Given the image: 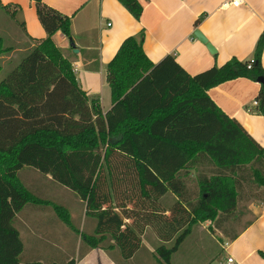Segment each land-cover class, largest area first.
Instances as JSON below:
<instances>
[{
    "label": "trees",
    "instance_id": "1",
    "mask_svg": "<svg viewBox=\"0 0 264 264\" xmlns=\"http://www.w3.org/2000/svg\"><path fill=\"white\" fill-rule=\"evenodd\" d=\"M32 2L42 39L30 38L15 18L16 5L0 0V13L15 25L6 22L21 30L13 28L16 47L0 32V72L9 67L0 78V264H75L95 248L114 264H130L143 249L146 228L161 241L152 259L170 264L194 222L223 221L237 209L242 166L263 189L264 204V149L207 94L228 80L264 76V29L251 59L231 57L194 75L169 54L152 63L143 32L126 37L106 65L112 105L102 114L52 41L56 31L71 38L70 17ZM118 2L140 18L139 0ZM93 59L96 65V53ZM256 102L264 115L261 85ZM199 168L194 199L189 176ZM59 187L85 204L84 217L76 216L81 228L66 203L50 200ZM167 194L174 199L166 209ZM66 238L71 248L64 252ZM26 245L58 253L28 260Z\"/></svg>",
    "mask_w": 264,
    "mask_h": 264
},
{
    "label": "crops",
    "instance_id": "2",
    "mask_svg": "<svg viewBox=\"0 0 264 264\" xmlns=\"http://www.w3.org/2000/svg\"><path fill=\"white\" fill-rule=\"evenodd\" d=\"M42 1L70 17L71 39L77 52L60 31L52 35V41L70 60L78 85L102 114L112 105L106 65L126 37L143 32L142 49L152 63L169 54L188 74L194 75L220 66L231 57L251 59L264 29V0H241L236 6L228 4L229 0H139L142 13L138 20L118 0ZM1 3L16 5L15 18L24 24L30 38L45 37L32 0H1ZM196 30L212 45L214 53L195 37ZM93 53L97 54L96 65ZM260 62L264 68V48ZM259 88L258 82L239 77L209 88L207 94L264 149V115L255 110L254 104ZM255 210L242 228L220 243L223 260L230 255L235 260L233 264H264L258 253L264 252V204ZM218 230L227 235L222 226ZM76 264L114 263L105 251L96 248Z\"/></svg>",
    "mask_w": 264,
    "mask_h": 264
},
{
    "label": "rangeland",
    "instance_id": "3",
    "mask_svg": "<svg viewBox=\"0 0 264 264\" xmlns=\"http://www.w3.org/2000/svg\"><path fill=\"white\" fill-rule=\"evenodd\" d=\"M6 20H8L6 14L0 13V32H4L5 35L8 37V39L11 41V43H13L14 46L16 47L18 46L19 37L17 36V34H15V32H13V28L14 30L17 31H21V30L17 26L16 27L12 26L13 23L10 20H8V22H11L12 24L6 22ZM17 50H18L17 48L13 50L14 56L16 55L15 53L17 52ZM8 56H12V52ZM8 56H5V58ZM18 56H20V54H18ZM7 68L9 67L5 66L3 70L0 72V78L3 76ZM201 171L204 170L202 168H199V170H194L190 172L189 177L191 181L189 182V185H190V189L192 191H195L194 195L192 194V197L194 199L197 198V194H198V188L196 187V180H197L196 177L197 174L200 173ZM205 174L207 176L211 175L206 171ZM239 174L243 179L244 186H243V190H241L240 192L241 201L238 202L237 209L232 214H230L226 220L223 221L222 220L220 221L219 218L218 219L219 222L210 221V220L194 222V224L190 228L189 234L185 237L183 242L180 244L179 248L172 254L170 264H219L220 262L223 261L224 252L220 250V243H222L224 240H227L228 237L231 236V234L237 232L240 228H242L244 224L254 216L256 211L255 210L256 206H258L259 204H263L262 202L263 189L253 183L250 168L248 166H244L243 168L242 166V168H240ZM50 194L51 195H48L50 196L49 197L50 200H55V201L60 200L61 202L66 203V205L71 209V211L74 214V220H73L74 225H77L78 223L77 227L81 228V224L79 225V221H78L79 219L76 218V216L79 214L81 217H84L85 204L83 205L82 203H80L78 199L73 198V196H71L69 192L63 190V188L61 187H59V189H57L55 192L53 191L50 192ZM72 195L75 196V194ZM173 199H174L173 196L170 194H167L162 199V202L166 209L168 205L173 201ZM89 223L90 221H84V225H86L88 229H89ZM218 224L219 226H222L224 228L227 235H224V233H221L218 230L217 228ZM86 226L84 227L85 230L87 231L88 229L86 228ZM140 239L143 244L142 245L143 249L140 251L139 254H137V256H135L133 262H131L130 264H157L154 261V259H152L151 252H154L155 246L161 243V241L157 239V237L150 228H146V230L140 236ZM66 240L67 238L65 239V242ZM27 242L33 244L37 243L36 241L33 242L27 241ZM65 242L62 244L63 245L62 251L64 252L66 251V249L71 248V241L68 240L66 244ZM169 243H172V241ZM166 246L170 247L172 246V244ZM147 248L150 251H148ZM25 249L27 250L26 252H24L23 257H25V259L29 258L28 260L32 258L31 256H36L38 253L46 254V249L44 251H39L36 253L35 251L33 252L29 250L28 245L25 246ZM56 253H58V251H50V253L46 255L54 258ZM59 253H61V251H59ZM77 253L78 255H80L81 251L79 250V252ZM77 253L73 254V256H75ZM90 259H93V257H91Z\"/></svg>",
    "mask_w": 264,
    "mask_h": 264
},
{
    "label": "water",
    "instance_id": "4",
    "mask_svg": "<svg viewBox=\"0 0 264 264\" xmlns=\"http://www.w3.org/2000/svg\"><path fill=\"white\" fill-rule=\"evenodd\" d=\"M194 35L195 37L201 41L202 43L205 44L206 48L208 49L209 52L214 53V48L212 47V45L207 41V39L199 32V31H194ZM70 41V47L73 48L74 52H77V49L75 48V44L72 41L71 38H69ZM257 82L262 86L263 91H264V76H260L257 78Z\"/></svg>",
    "mask_w": 264,
    "mask_h": 264
},
{
    "label": "built area",
    "instance_id": "5",
    "mask_svg": "<svg viewBox=\"0 0 264 264\" xmlns=\"http://www.w3.org/2000/svg\"><path fill=\"white\" fill-rule=\"evenodd\" d=\"M241 3V0H229L228 4L231 5H239ZM107 25H110L109 23ZM251 66V63H249L247 65V67L249 68ZM254 104H257V102H254ZM234 258L233 256H227L222 262H220L219 264H233L234 263Z\"/></svg>",
    "mask_w": 264,
    "mask_h": 264
}]
</instances>
